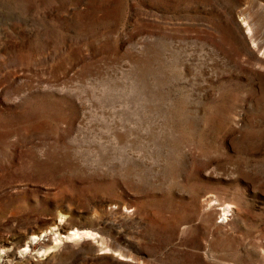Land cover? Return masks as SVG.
Masks as SVG:
<instances>
[{
    "label": "rangeland",
    "instance_id": "374dc122",
    "mask_svg": "<svg viewBox=\"0 0 264 264\" xmlns=\"http://www.w3.org/2000/svg\"><path fill=\"white\" fill-rule=\"evenodd\" d=\"M263 64L264 0H0V264H264Z\"/></svg>",
    "mask_w": 264,
    "mask_h": 264
},
{
    "label": "bare ground",
    "instance_id": "6f19581e",
    "mask_svg": "<svg viewBox=\"0 0 264 264\" xmlns=\"http://www.w3.org/2000/svg\"><path fill=\"white\" fill-rule=\"evenodd\" d=\"M264 65V64H263ZM77 233V232H76ZM83 233H89V232H78L77 234H83ZM36 236L37 235H35V234H33L31 237H29V238H31V239H27L26 240V243L24 244L25 246V249H27V248H33V249H39V247H38V245H39V242L38 241H36ZM54 239H56V237H54ZM24 253H25V251H24Z\"/></svg>",
    "mask_w": 264,
    "mask_h": 264
}]
</instances>
